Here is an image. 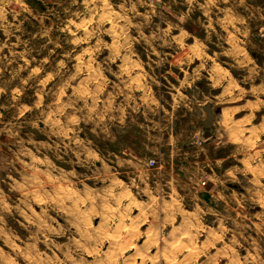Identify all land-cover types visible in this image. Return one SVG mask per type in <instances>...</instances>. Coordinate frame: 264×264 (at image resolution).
<instances>
[{
  "label": "rangeland",
  "instance_id": "rangeland-1",
  "mask_svg": "<svg viewBox=\"0 0 264 264\" xmlns=\"http://www.w3.org/2000/svg\"><path fill=\"white\" fill-rule=\"evenodd\" d=\"M257 84L264 0H0V264H264Z\"/></svg>",
  "mask_w": 264,
  "mask_h": 264
},
{
  "label": "crops",
  "instance_id": "crops-1",
  "mask_svg": "<svg viewBox=\"0 0 264 264\" xmlns=\"http://www.w3.org/2000/svg\"><path fill=\"white\" fill-rule=\"evenodd\" d=\"M244 91L246 92V94L249 95V97H251V99L249 101L250 102L249 105H248V102L246 101L245 103L241 105V108L243 110L244 107L249 106L250 111H248L249 113L247 112L246 114L242 115L239 118V121H237V123H240V125L246 127L245 131H250L252 133V136L254 137L256 133L261 134L262 133L261 131H263L262 129L264 128V115H261L257 123H254L255 116H257L256 114L259 113L258 111L260 109L264 110V84H261V85L257 84L255 86L250 85V88L247 91L246 89H244ZM235 92H237V90H235ZM200 135L201 136L203 135L204 137L207 136L204 132H198L195 134V137L200 136ZM207 177L210 178V175L207 174ZM207 177H204L197 184L198 189L200 188V189L205 190L208 188L209 183L207 181Z\"/></svg>",
  "mask_w": 264,
  "mask_h": 264
},
{
  "label": "built area",
  "instance_id": "built-area-1",
  "mask_svg": "<svg viewBox=\"0 0 264 264\" xmlns=\"http://www.w3.org/2000/svg\"><path fill=\"white\" fill-rule=\"evenodd\" d=\"M199 143V142H198ZM200 144V143H199ZM149 165L151 166V167H155V165H156V162L155 161H153V160H151L150 162H149Z\"/></svg>",
  "mask_w": 264,
  "mask_h": 264
},
{
  "label": "bare ground",
  "instance_id": "bare-ground-1",
  "mask_svg": "<svg viewBox=\"0 0 264 264\" xmlns=\"http://www.w3.org/2000/svg\"><path fill=\"white\" fill-rule=\"evenodd\" d=\"M132 230V229H131Z\"/></svg>",
  "mask_w": 264,
  "mask_h": 264
}]
</instances>
